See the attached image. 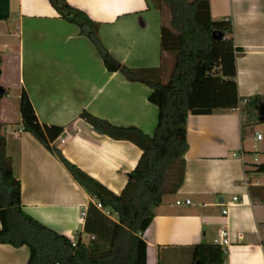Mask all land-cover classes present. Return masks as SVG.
I'll return each mask as SVG.
<instances>
[{"label": "crops", "instance_id": "obj_1", "mask_svg": "<svg viewBox=\"0 0 264 264\" xmlns=\"http://www.w3.org/2000/svg\"><path fill=\"white\" fill-rule=\"evenodd\" d=\"M65 1L99 25L101 44L119 64L162 66L163 72V14L151 0ZM209 6L213 20H231L233 44L242 50L235 61L239 97L260 96L264 103V1L209 0ZM0 86L6 95L0 99V124L23 211L72 242L105 250L110 221L117 222V216L99 210L58 159L21 130L20 93H27L40 124L65 128L55 142L63 157L120 195L140 149L98 134L79 116L85 111L152 136L158 111L148 101L151 87L109 72L91 41L48 0H0ZM257 123V111L246 122L239 111L187 117L184 181L153 209L140 236L146 264H193L192 248L215 245L221 231L229 242L220 248L223 264H264V174L253 168L264 164V137L256 139ZM186 199L189 205L175 204ZM89 204L103 217L89 216ZM28 258L25 246L0 245V264H27Z\"/></svg>", "mask_w": 264, "mask_h": 264}, {"label": "trees", "instance_id": "obj_2", "mask_svg": "<svg viewBox=\"0 0 264 264\" xmlns=\"http://www.w3.org/2000/svg\"><path fill=\"white\" fill-rule=\"evenodd\" d=\"M48 2L62 19L75 24L91 41L109 72H120L129 81H141L151 87L148 101L157 107L158 121L149 136L134 127L113 126L85 111L80 114L98 134L129 141L141 151L137 166L127 175L125 189L115 195L63 157L55 142L65 128L40 124L27 93L22 90L21 130L53 154L74 182L102 208L117 216V222L110 221L108 247L96 251L79 240L73 246L67 237L27 215L22 209L20 183L12 175L0 124V245L27 247V264H146V244L140 236L153 220V209L165 195L177 193L184 181L187 117L239 111L241 117L251 120L263 100L260 96L239 97L235 61L242 50L233 44L231 20L211 18L209 0H151L155 9L162 13L163 7H167L170 14L169 24L163 23L160 28L161 61L166 56L173 58L167 83H161L162 66L129 69L115 61L101 44L99 25L84 12L65 0ZM214 32L221 33L222 39H213ZM205 62H209L210 71L202 69ZM253 168L264 174V164ZM87 212L89 216L95 212L103 217L93 204L88 205ZM192 251L193 264L224 263L219 246L202 244Z\"/></svg>", "mask_w": 264, "mask_h": 264}, {"label": "rangeland", "instance_id": "obj_3", "mask_svg": "<svg viewBox=\"0 0 264 264\" xmlns=\"http://www.w3.org/2000/svg\"><path fill=\"white\" fill-rule=\"evenodd\" d=\"M162 14H163V22H164V24L168 25L169 21H170V14H169V10H168L167 7H163ZM166 57H167V61H166L165 65H164V69H163V72H162V75H161V83H167V81L169 80L170 72H171V68H172V63H173L172 56H166ZM4 98H6V95L4 96ZM243 120L245 122L247 121V117L244 116V115H243ZM257 124H260V127H258V129H256L257 131H259L258 134L261 137H264V123H257Z\"/></svg>", "mask_w": 264, "mask_h": 264}, {"label": "built area", "instance_id": "obj_4", "mask_svg": "<svg viewBox=\"0 0 264 264\" xmlns=\"http://www.w3.org/2000/svg\"><path fill=\"white\" fill-rule=\"evenodd\" d=\"M256 139L257 140H260L261 139V136L259 134L256 135ZM234 200L236 201V198H234ZM175 204L177 206H181V205H189L190 204V200H182V201H176ZM96 207L99 209V210H103V212L106 214V215H109L110 212L107 210V209H104L101 207L100 204H97ZM223 214H226V210L223 211ZM82 216L84 217L85 216V213H82ZM219 237H220V240L218 241H215V245L216 246H219L220 248L222 247H226L228 245V239H227V233L225 231H221L220 234H219ZM73 246L75 245V242H72Z\"/></svg>", "mask_w": 264, "mask_h": 264}, {"label": "water", "instance_id": "obj_5", "mask_svg": "<svg viewBox=\"0 0 264 264\" xmlns=\"http://www.w3.org/2000/svg\"><path fill=\"white\" fill-rule=\"evenodd\" d=\"M223 35L221 33H213L212 38L215 40H220L222 39ZM202 69L205 71H210L211 67L209 66V62H205L202 64ZM5 90L0 86V99L4 96ZM257 114H258V122L259 123H264V103H262L258 109H257ZM198 264V263H197Z\"/></svg>", "mask_w": 264, "mask_h": 264}]
</instances>
